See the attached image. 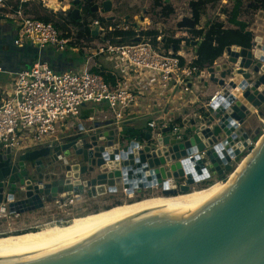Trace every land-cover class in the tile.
<instances>
[{"label": "water", "instance_id": "95a60500", "mask_svg": "<svg viewBox=\"0 0 264 264\" xmlns=\"http://www.w3.org/2000/svg\"><path fill=\"white\" fill-rule=\"evenodd\" d=\"M110 5L104 2L105 11ZM98 9V4L92 7ZM79 11L72 10L73 18L79 17ZM194 25L191 17L178 23L179 28ZM4 46L8 50L2 49L0 61L11 52H37L35 47ZM226 52L220 73L208 68L210 80L223 91L211 112L191 121L183 140L166 134L156 146L139 147L137 139L117 135L114 125L80 124L62 143L24 152L0 149V204L7 202L16 213L40 209L63 193L95 198L123 189L128 195L153 188L160 189L162 196L187 193L228 173L227 181L250 155L217 198L183 217L165 201L124 207L72 227L79 239L0 253V264H264V134L252 144L244 127L250 115L264 113V44L255 39L249 49L232 45ZM31 65V61L22 64L14 72ZM228 76H232L229 81ZM150 136L147 131L145 137ZM246 150L235 166L232 160ZM66 158L73 162L68 164ZM56 166L64 170L62 177ZM171 178L184 181L180 192L176 186L166 188Z\"/></svg>", "mask_w": 264, "mask_h": 264}, {"label": "built area", "instance_id": "2783aa9c", "mask_svg": "<svg viewBox=\"0 0 264 264\" xmlns=\"http://www.w3.org/2000/svg\"><path fill=\"white\" fill-rule=\"evenodd\" d=\"M31 1L33 0H0V17L14 18L18 21L14 44L17 46L32 44L41 50L50 47L57 53L69 49L85 50L90 57L104 54L129 73L127 76H114L112 80H106L104 75L89 67L83 70L56 71L38 53L31 66L16 72L11 85L0 89V149L11 148L24 152L62 143L65 137L61 129L62 124L69 118L77 117L81 106L90 101L107 102L113 111V125L118 130L117 135L120 136L123 135L127 111L136 105L142 93L141 88H136V80L140 81L145 77L154 78L155 83L158 82L164 89L172 84L182 92L192 94L191 86L194 82L203 78L210 79L209 67L201 69L193 65L192 61H182L180 52H175L172 45H166V38H184L182 43L188 41L195 43L201 40L200 37H194L188 32H181L179 27L174 34L167 36L160 30L156 40L152 36L144 35L136 42L114 43L106 37L108 32L116 29H134L135 21L136 23L139 21L125 20L122 26L115 22L105 24L100 19L106 18L102 14L103 7L100 4L99 17L89 19L85 26L89 28L92 36H100L101 42L81 46L78 43L82 40L79 41L75 36L78 30L71 25L68 24L60 29L53 21H45L29 14L27 8ZM42 2L54 13L64 9L61 7V0H42ZM225 54L228 58L227 52ZM230 78L232 76H228L227 80L229 81ZM235 89L238 90L239 87ZM222 91L223 88L220 86L219 90L205 101L204 108L207 113L211 112L213 103ZM147 126L151 136L149 139L135 138L140 142L139 147L149 143L156 146L166 134L170 138L183 140L191 127L189 122H178L164 115L149 120ZM165 129H168V132H165ZM251 143L254 144V141L252 140ZM232 161L236 166L237 158ZM183 182L178 183L171 178L167 179L165 185L166 188H173ZM125 191L126 189H123L127 197L131 198L133 194L128 195ZM77 196L79 195L63 193L57 199L63 204H72ZM20 214L9 210L7 202L0 204V217Z\"/></svg>", "mask_w": 264, "mask_h": 264}, {"label": "crops", "instance_id": "0c3cea01", "mask_svg": "<svg viewBox=\"0 0 264 264\" xmlns=\"http://www.w3.org/2000/svg\"><path fill=\"white\" fill-rule=\"evenodd\" d=\"M74 1L75 0H73V2ZM61 7L64 8L61 9L63 12H68L70 10L72 11L74 8H76L74 7V5L72 9L65 5ZM102 7L103 12H108L105 11L104 6ZM60 11L56 12V14L60 13ZM56 24L60 29L65 28L68 24L76 30L83 29L82 25L79 28L77 26H74V24L68 21V18L66 20L62 19L60 20V22H56ZM83 25L85 26V24ZM228 27H236V25L230 23V26ZM196 28L200 29L203 27H199L197 25ZM17 29V19L0 17V52H2V49L8 50V46H4L8 44H12L13 46H16L18 48L29 49V47H35L32 44H27L24 46H17L16 44H14L13 40L16 37ZM190 29L192 28L190 27ZM247 30L252 33L253 37L258 36L254 32L253 28H249V26H247ZM90 38L94 39L93 42H101V38H99L98 36H92ZM189 47L190 48H188V50L182 48L181 42V48L179 50L182 58L187 62H190L196 58L197 42H192V44H189ZM35 48L37 49V52L33 54L32 52L27 50H25V52H22L21 54L11 52L10 56L8 55L6 59L0 61V65L3 68V70L0 72V89L11 85L16 74V72H14L15 69L22 64H27L30 61L33 63V61H35V59L37 58L38 53H40L43 58L47 60L57 71H63L67 69L83 70L84 68L89 67L94 71L100 70L107 75L110 74V76L112 77L111 79H113L114 76H127L129 73H126L127 71L122 70L120 66L116 65L113 59L104 54H96L90 57V55L85 50L80 51L69 49L62 53H57L54 52L50 47L44 48L42 50L37 47ZM225 52L212 65L213 67H215V72H221L222 67L224 66V64H226L227 56ZM155 81L156 79L154 78L145 77L142 80H136L135 82L136 88H141L142 93L136 105L131 107L129 111H127L126 119L124 120L123 127H125L126 130L123 132L126 133L128 138H137L141 140L137 136H130V134H127V131H130L133 128H142L146 132L148 130L147 122L161 115H164L170 119H175L178 122L186 121L191 125L192 120H199L200 116H203L204 113H206V109L204 108L205 101L220 88L218 83L211 81L209 78H203L201 80L198 79L192 84L191 89L193 93L188 94L182 92L178 87H175L172 84H169V86L164 89L158 82L155 83ZM80 124H84L86 127H88L89 125H94L97 127H106L110 125L113 126V111L109 108L106 101L86 102L81 106L80 113L77 117L69 118L64 124H62L61 129L63 130V135L66 136L71 134L72 132H75V130H73L70 133L65 134V128L75 129ZM118 193H123L124 195H126L123 191H117L116 193H107L103 196H106V198H111L112 195H116ZM96 198H91L89 195L83 194L77 196L76 200H95Z\"/></svg>", "mask_w": 264, "mask_h": 264}, {"label": "rangeland", "instance_id": "374dc122", "mask_svg": "<svg viewBox=\"0 0 264 264\" xmlns=\"http://www.w3.org/2000/svg\"><path fill=\"white\" fill-rule=\"evenodd\" d=\"M60 1V0H59ZM101 2L106 0H100ZM111 3V9L108 12H102L103 16L109 18L110 22L120 23L121 26L125 23V20L128 22L135 21L134 30L140 32V30H156L165 34V36L174 34L177 28V24L184 17L192 18V9L190 6L191 0H161L160 5H156L157 0H108ZM236 0H212L202 6V15L200 19L199 27H207L210 22L215 20L223 21L225 26H230L228 22V13L232 9ZM262 0H242L243 4L241 6V15L239 18L248 22L249 28H253L254 32L264 38V7L258 8L261 5ZM68 6L70 9L73 8V0H61V5ZM168 6L172 8V11L169 15H166L163 11V7ZM258 8V9H257ZM69 10V9H67ZM27 12L33 16L38 15H49L50 18L56 23L60 22L62 19H67V12L54 13L50 11L46 6H44L42 0H33L28 5ZM59 12V11H58ZM149 22V24L147 23ZM193 29V27H191ZM190 27H183L180 29L181 32H188L191 34ZM76 38L82 42L78 41L79 45L92 44L93 38H90L87 35L79 36L75 32ZM101 38L100 36H98ZM107 37V34H106ZM108 38V37H107ZM96 43V42H95ZM93 43V44H95ZM264 44V43H263ZM182 48L188 50L189 44L182 43ZM197 121H199L197 119ZM246 131L251 136V139L261 132L259 137L254 144L258 141L260 136L264 134V113L259 116L256 114L250 115L247 121L244 123ZM73 131L72 128L64 129V133L68 134ZM124 137H128L126 133H122ZM248 152H244L240 157L237 158V162L245 157ZM241 159V160H240ZM236 164V166L238 165ZM57 165L61 166V162H57ZM243 164H240L239 167L229 176V179L236 175L238 169ZM244 166V165H243ZM242 168V167H241ZM241 170V169H240ZM33 173V170H31ZM219 180L218 176L208 179L204 184L194 186V188L200 189L207 187L208 182L214 183L216 181L225 184L226 179ZM192 187V189H194ZM161 195L157 190L150 191L148 195H145L141 198H146L150 196ZM92 198V197H91ZM94 198V197H93ZM134 199H130L127 195L123 193H118L112 195L111 198H106L103 195L97 197L95 200H76L72 204H63L58 199L51 200L45 204L44 207L36 210L27 211L21 213L18 216L8 215L0 217V234H11L18 231H23L30 228H41L47 225L56 224V223H67L71 219L78 215H82L88 212L99 211L105 209L115 204H121L123 202H130ZM140 200V199H139Z\"/></svg>", "mask_w": 264, "mask_h": 264}, {"label": "trees", "instance_id": "16d2710c", "mask_svg": "<svg viewBox=\"0 0 264 264\" xmlns=\"http://www.w3.org/2000/svg\"><path fill=\"white\" fill-rule=\"evenodd\" d=\"M161 0L156 1V5H160ZM212 0H191L190 6L192 9V18L195 21V25L191 30V34L194 37H201V41L197 42V52L196 58L192 60V64L203 69L205 67H210L214 64V62L223 55L227 47L232 45H239L242 48H251L252 43L254 41L253 35L247 34V26L248 22L245 20H241L239 16L241 15V6L243 4L242 0H236L232 9L228 13V22L236 25V27H228L225 26L223 21L215 20L210 22L207 27L205 28H196V26L200 23L201 15H202V6ZM261 5L258 8L264 7V0L261 1ZM93 5L91 3H85L83 5V13L84 16H79L78 18H73L72 11L67 12L68 21H70L74 26L78 28L83 27V29H79L77 34L79 36H90L91 31L86 24L89 19L99 17L98 12L92 11ZM257 8V9H258ZM163 11L166 15H169L172 11V8L168 6H164ZM39 19L45 21H53L49 15H38L36 16ZM101 21L105 24H109L110 20L104 17L100 18ZM82 20V21H81ZM54 22V21H53ZM57 26V24H56ZM58 27V26H57ZM158 32L156 30H140V32H136L134 29H116L114 31L108 32L107 37L114 43H132L136 42L141 39L142 36H152L154 40H156ZM92 37V35L90 36ZM184 38H166L165 43L166 45H172L175 52H178L181 48V42ZM192 44V42H189ZM184 61V59H182ZM51 65V64H50ZM52 67V65H51ZM53 68V67H52ZM54 69V68H53ZM55 70V69H54ZM57 71V70H56ZM96 72L101 73L104 75L106 80H110L112 77L110 74H105L100 70H96ZM112 80V79H111ZM127 134L130 136H137L139 138L145 137V131L142 128L132 129L127 131ZM261 132H259L253 140L256 141ZM233 177V176H232ZM231 177V178H232ZM230 178V179H231ZM219 180H224L222 176H218ZM229 179V180H230ZM211 185V182H208ZM64 224V223H60ZM38 228H30L25 229L23 231L14 232V234H20L27 231L37 230ZM6 235V234H0Z\"/></svg>", "mask_w": 264, "mask_h": 264}, {"label": "bare ground", "instance_id": "6f19581e", "mask_svg": "<svg viewBox=\"0 0 264 264\" xmlns=\"http://www.w3.org/2000/svg\"><path fill=\"white\" fill-rule=\"evenodd\" d=\"M254 38L258 42L264 43L261 36H255ZM259 142L260 139L257 144ZM249 156L245 157L243 162L240 164L244 165ZM64 160H66L68 164L73 162V158H66ZM239 165L234 169V171L239 167ZM243 165L241 166L242 168ZM241 167L236 172L237 174L240 172V169H242ZM55 170L58 172L59 176H63L64 170L60 166H56ZM237 174L225 184L216 181L211 185L200 189L193 187L194 189H191L187 193H180L172 196H150L133 202L130 201L118 205H112L99 211L88 212L82 215L77 214L71 219V221L64 224H51L38 228L37 230L27 231L20 234L11 233L0 235V253H11L22 250H38L79 239V236L72 227H77L85 223H91V218H101L124 207H137L141 204H155L165 201L170 203L171 209L181 211V217L187 216L200 210L202 207L217 198L227 188Z\"/></svg>", "mask_w": 264, "mask_h": 264}, {"label": "flooded vegetation", "instance_id": "af4514ba", "mask_svg": "<svg viewBox=\"0 0 264 264\" xmlns=\"http://www.w3.org/2000/svg\"><path fill=\"white\" fill-rule=\"evenodd\" d=\"M78 2H73V5H74V7H76V8H78L80 11H79V16H81V17H83L84 16V13H83V5H85V3H91L93 6L95 5V4H98V5H104V2L105 1H103V2H101L100 0H77ZM111 4V3H110ZM177 189V191L178 192H180V190H179V186L176 188ZM153 190H156V189H143L141 192H139V193H134L133 195H132V197L130 198V199H134L133 201H135V200H139L138 198H141V197H143V196H145V195H148L149 193H150V191H153ZM157 191L159 192V193H161V191L160 190H158L157 189ZM161 195H162V193H161ZM156 196H159V195H156ZM133 201H131V202H133ZM124 203V202H123Z\"/></svg>", "mask_w": 264, "mask_h": 264}]
</instances>
